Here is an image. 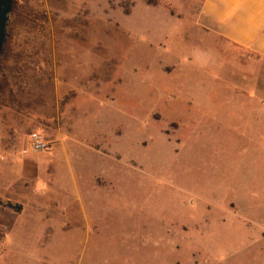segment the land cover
Segmentation results:
<instances>
[{
  "label": "rangeland",
  "instance_id": "1",
  "mask_svg": "<svg viewBox=\"0 0 264 264\" xmlns=\"http://www.w3.org/2000/svg\"><path fill=\"white\" fill-rule=\"evenodd\" d=\"M199 4L13 0L0 55V264L255 259L264 58L201 32ZM31 133L47 151L25 153Z\"/></svg>",
  "mask_w": 264,
  "mask_h": 264
},
{
  "label": "crops",
  "instance_id": "2",
  "mask_svg": "<svg viewBox=\"0 0 264 264\" xmlns=\"http://www.w3.org/2000/svg\"><path fill=\"white\" fill-rule=\"evenodd\" d=\"M194 15L201 32L213 34L231 45L250 49L264 58V0H199ZM138 5L133 8V12ZM258 98V97H257ZM261 106L264 99L258 98ZM263 110V107H262ZM249 264H264V241Z\"/></svg>",
  "mask_w": 264,
  "mask_h": 264
},
{
  "label": "water",
  "instance_id": "3",
  "mask_svg": "<svg viewBox=\"0 0 264 264\" xmlns=\"http://www.w3.org/2000/svg\"><path fill=\"white\" fill-rule=\"evenodd\" d=\"M13 0H0V54L6 39V27L12 10Z\"/></svg>",
  "mask_w": 264,
  "mask_h": 264
},
{
  "label": "built area",
  "instance_id": "4",
  "mask_svg": "<svg viewBox=\"0 0 264 264\" xmlns=\"http://www.w3.org/2000/svg\"><path fill=\"white\" fill-rule=\"evenodd\" d=\"M49 148L48 142L39 134L31 133L25 153L37 154L47 151Z\"/></svg>",
  "mask_w": 264,
  "mask_h": 264
},
{
  "label": "trees",
  "instance_id": "5",
  "mask_svg": "<svg viewBox=\"0 0 264 264\" xmlns=\"http://www.w3.org/2000/svg\"><path fill=\"white\" fill-rule=\"evenodd\" d=\"M147 1H148L149 3L151 2V0H147ZM6 37H7V35H6ZM5 43H6V39H5L4 45H5ZM4 45H3V48H2V51H1V54H0V55H2V53H3Z\"/></svg>",
  "mask_w": 264,
  "mask_h": 264
}]
</instances>
